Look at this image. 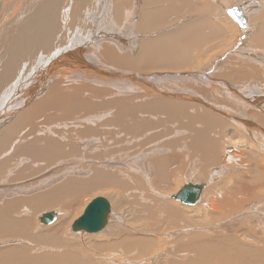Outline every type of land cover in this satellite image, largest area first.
Here are the masks:
<instances>
[{"label": "bare ground", "instance_id": "obj_1", "mask_svg": "<svg viewBox=\"0 0 264 264\" xmlns=\"http://www.w3.org/2000/svg\"><path fill=\"white\" fill-rule=\"evenodd\" d=\"M0 264H264V0H0Z\"/></svg>", "mask_w": 264, "mask_h": 264}, {"label": "water", "instance_id": "obj_2", "mask_svg": "<svg viewBox=\"0 0 264 264\" xmlns=\"http://www.w3.org/2000/svg\"><path fill=\"white\" fill-rule=\"evenodd\" d=\"M238 11V9H237ZM198 189L186 187L180 192L179 198L186 203H193L197 200ZM110 205L104 197L95 199L87 208L85 214L78 220L75 228L83 229L87 232H95L103 228L106 215ZM54 219L53 214H47L42 218V223L50 224Z\"/></svg>", "mask_w": 264, "mask_h": 264}, {"label": "rangeland", "instance_id": "obj_3", "mask_svg": "<svg viewBox=\"0 0 264 264\" xmlns=\"http://www.w3.org/2000/svg\"><path fill=\"white\" fill-rule=\"evenodd\" d=\"M98 233V232H97ZM89 234V233H88ZM90 234H94V233H90Z\"/></svg>", "mask_w": 264, "mask_h": 264}]
</instances>
